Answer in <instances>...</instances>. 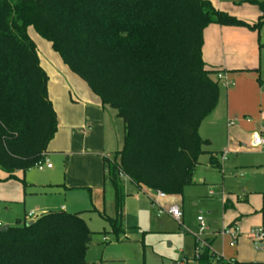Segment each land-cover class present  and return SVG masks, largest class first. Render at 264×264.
Here are the masks:
<instances>
[{"label": "trees", "instance_id": "obj_1", "mask_svg": "<svg viewBox=\"0 0 264 264\" xmlns=\"http://www.w3.org/2000/svg\"><path fill=\"white\" fill-rule=\"evenodd\" d=\"M250 2L261 10L255 23L210 0H0V170L11 177L33 169L58 131L49 75L28 33L33 27L123 120V147L104 158L114 229L123 226L126 179L182 195L194 184L208 144L200 128L219 96L218 71L203 59L204 30L216 23L259 31L264 1ZM211 163L220 168L216 158ZM34 220L0 231V264H89L92 232L82 213L50 211ZM197 258L264 264L226 260L209 245Z\"/></svg>", "mask_w": 264, "mask_h": 264}, {"label": "rangeland", "instance_id": "obj_2", "mask_svg": "<svg viewBox=\"0 0 264 264\" xmlns=\"http://www.w3.org/2000/svg\"><path fill=\"white\" fill-rule=\"evenodd\" d=\"M234 1L236 9L248 16L259 7L250 0ZM260 30L264 31V25ZM28 33L36 43L43 64L51 57L63 61L51 42L33 27L28 28ZM56 107L60 115L70 114L59 99ZM105 116L103 124L78 127L76 143L63 151L70 155L66 164L63 155L53 154L52 169L33 168L25 173L18 171L11 177L0 170L2 226H13L17 220L28 223L43 213L60 212L63 206L65 212H80L92 232L86 252L89 264H200L198 254L207 245L218 254H222L223 248L226 253L231 251L230 247L225 248L227 239L221 235L227 227L237 229L238 240L242 241L237 248L238 259L264 262V247L256 243L258 246L254 248L255 241L251 238L252 232L264 231V155L256 152L260 149L245 143L247 151L238 157L231 155L233 161H225L222 171L206 173L205 185L197 181L187 186L183 191L182 224L168 213L160 212L174 205L175 202L171 203L174 196L157 200L153 197L157 192L139 189L127 182L125 191L129 195L123 226L115 230L107 220L117 217L115 192L111 182L104 178L103 163L105 157L123 147V120L109 106ZM32 211L35 216L30 219L28 213ZM200 212L207 225L203 232L198 222Z\"/></svg>", "mask_w": 264, "mask_h": 264}, {"label": "crops", "instance_id": "obj_3", "mask_svg": "<svg viewBox=\"0 0 264 264\" xmlns=\"http://www.w3.org/2000/svg\"><path fill=\"white\" fill-rule=\"evenodd\" d=\"M210 1L216 8L249 23H255L261 15L259 7L257 10H253L249 16L246 15V12L236 9V6L233 5L236 3L234 0L232 3L231 0ZM41 59V65L49 75V95L58 117V131L49 145L47 157L51 160L53 154H61L64 164H66L70 160V155L63 151L72 148L76 143V134L80 133L78 127L103 124V120L106 119V106H103L101 99L92 92L88 85H85L86 82L81 81L63 61L51 57L50 61L47 60L46 64H43ZM203 59L209 69L218 71L217 79L219 80L217 104L200 128V135L208 141V144L205 146V153L201 155L200 163L195 170L194 184L199 181L205 185L207 172L222 171L225 161L230 163L233 161V159L231 161V155L234 154L238 157L241 152L247 151L245 143L251 144L254 131L264 130V31L252 30L247 27L210 24L204 30ZM219 74L227 76L231 83L228 84L225 79H220ZM57 99L61 100L64 107L69 109V115L58 113ZM78 106H81V110L78 109ZM89 133L87 132V135ZM256 152L264 155V151ZM212 158H216L220 168L213 166ZM127 182L132 183L126 179L125 184ZM213 193L211 190L210 195ZM169 196L175 197L171 203L175 202L174 205H179L184 213L183 194L167 195L165 198L153 195L155 199L163 201ZM154 198L152 200L156 202ZM225 205L228 203L225 202ZM62 211H65L64 206ZM183 221L184 216L182 223ZM224 237L227 239L225 248L230 247L231 251L226 253L223 248L222 254H217L226 260L243 261L237 258V248L241 240L232 245L231 238L226 235ZM256 243H253L254 248L258 246ZM259 244L260 247H264V243ZM210 264H216V261Z\"/></svg>", "mask_w": 264, "mask_h": 264}, {"label": "built area", "instance_id": "obj_4", "mask_svg": "<svg viewBox=\"0 0 264 264\" xmlns=\"http://www.w3.org/2000/svg\"><path fill=\"white\" fill-rule=\"evenodd\" d=\"M219 78L225 79L226 83H228V84L231 83V80L223 74H219ZM251 147L260 149L261 151H264V130H257V131H254L252 133ZM223 158H225V155H223ZM52 167H53V164L51 163L50 159L46 156L43 159H41L40 161H38L34 168H38L39 170H44L45 168H52ZM157 196L159 198H165L167 195L161 191H158ZM160 212L161 213L162 212L168 213L175 220L182 223L184 213H183L182 208L179 205H177V204L172 205L168 209L162 208ZM34 216H35L34 212H31L28 214V217L30 219H32ZM198 222L200 223L201 231L202 232L205 231L207 229V225H206V221H205L201 212L199 213V216H198ZM1 226L2 225L0 224V227ZM221 234L223 236H225V235L229 236L231 238L232 244H236L238 241V238H239V233H238L237 229H233V228L225 227L221 231ZM251 238L257 243H264V231L260 230V231L252 232ZM221 257H223V256H221Z\"/></svg>", "mask_w": 264, "mask_h": 264}, {"label": "water", "instance_id": "obj_5", "mask_svg": "<svg viewBox=\"0 0 264 264\" xmlns=\"http://www.w3.org/2000/svg\"><path fill=\"white\" fill-rule=\"evenodd\" d=\"M34 222H35V220H31L27 224L32 225ZM8 228H9V225L1 226L0 231H6V230H8ZM261 246H263V245L261 244Z\"/></svg>", "mask_w": 264, "mask_h": 264}]
</instances>
